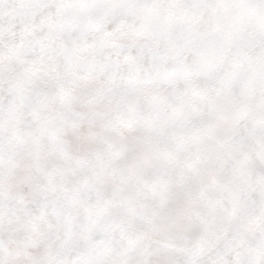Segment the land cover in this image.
Instances as JSON below:
<instances>
[{"label":"snow or ice","instance_id":"1","mask_svg":"<svg viewBox=\"0 0 264 264\" xmlns=\"http://www.w3.org/2000/svg\"><path fill=\"white\" fill-rule=\"evenodd\" d=\"M0 264H264V0H0Z\"/></svg>","mask_w":264,"mask_h":264}]
</instances>
